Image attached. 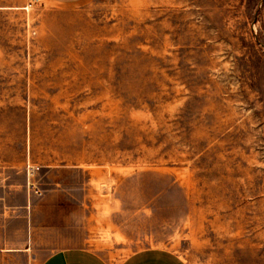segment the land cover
<instances>
[{
	"label": "rangeland",
	"instance_id": "374dc122",
	"mask_svg": "<svg viewBox=\"0 0 264 264\" xmlns=\"http://www.w3.org/2000/svg\"><path fill=\"white\" fill-rule=\"evenodd\" d=\"M24 163L75 170L40 259L264 264V0H0V165Z\"/></svg>",
	"mask_w": 264,
	"mask_h": 264
},
{
	"label": "crops",
	"instance_id": "0c3cea01",
	"mask_svg": "<svg viewBox=\"0 0 264 264\" xmlns=\"http://www.w3.org/2000/svg\"><path fill=\"white\" fill-rule=\"evenodd\" d=\"M50 1L73 4L84 0ZM35 169H42L41 174L37 175ZM74 171L73 166L55 163L0 165V264H112L100 253L86 247L57 249L39 258L40 252L35 247L37 238L58 227L48 214L55 216V210H60V214L62 210L52 194L56 192L58 195L65 175ZM40 193L47 203H40ZM41 215L46 216L39 217ZM119 264L187 262L172 249L150 247L133 252Z\"/></svg>",
	"mask_w": 264,
	"mask_h": 264
}]
</instances>
